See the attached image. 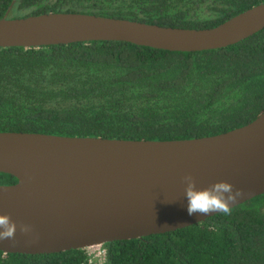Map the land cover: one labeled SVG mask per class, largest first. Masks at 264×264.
<instances>
[{
    "label": "trees",
    "instance_id": "obj_1",
    "mask_svg": "<svg viewBox=\"0 0 264 264\" xmlns=\"http://www.w3.org/2000/svg\"><path fill=\"white\" fill-rule=\"evenodd\" d=\"M264 0H0V19L84 13L208 29ZM264 112V29L222 49L172 52L92 41L0 48V132L181 140ZM18 180L0 173V185ZM103 264H264V194L204 222L110 242ZM87 249L5 254L0 264H91Z\"/></svg>",
    "mask_w": 264,
    "mask_h": 264
},
{
    "label": "water",
    "instance_id": "obj_2",
    "mask_svg": "<svg viewBox=\"0 0 264 264\" xmlns=\"http://www.w3.org/2000/svg\"><path fill=\"white\" fill-rule=\"evenodd\" d=\"M0 19V48L126 42L172 52L237 44L264 29V3L208 29L166 27L84 13ZM0 213L32 227L5 254L43 255L89 249L183 229L219 214L187 212L183 177L198 189L227 181L243 191L232 209L264 194V112L213 136L127 140L0 132Z\"/></svg>",
    "mask_w": 264,
    "mask_h": 264
},
{
    "label": "clouds",
    "instance_id": "obj_3",
    "mask_svg": "<svg viewBox=\"0 0 264 264\" xmlns=\"http://www.w3.org/2000/svg\"><path fill=\"white\" fill-rule=\"evenodd\" d=\"M185 198L187 200V212L192 215H209L211 213L231 214L232 205L241 198L244 193L236 189L227 181L216 182L205 189H198L196 180L192 175L183 177ZM23 235H29L33 229L29 225L17 224L10 214L0 213V242L5 240L15 241L17 231Z\"/></svg>",
    "mask_w": 264,
    "mask_h": 264
},
{
    "label": "built area",
    "instance_id": "obj_4",
    "mask_svg": "<svg viewBox=\"0 0 264 264\" xmlns=\"http://www.w3.org/2000/svg\"><path fill=\"white\" fill-rule=\"evenodd\" d=\"M88 252H89V256H90V263L93 264V259H103V263L105 262V259H106V249L101 246H96V247H92V248H89L87 249ZM91 250V252H90Z\"/></svg>",
    "mask_w": 264,
    "mask_h": 264
},
{
    "label": "rangeland",
    "instance_id": "obj_5",
    "mask_svg": "<svg viewBox=\"0 0 264 264\" xmlns=\"http://www.w3.org/2000/svg\"><path fill=\"white\" fill-rule=\"evenodd\" d=\"M90 252H91V250H90ZM92 262H93V264H103V259H98V258L96 260L93 259Z\"/></svg>",
    "mask_w": 264,
    "mask_h": 264
}]
</instances>
